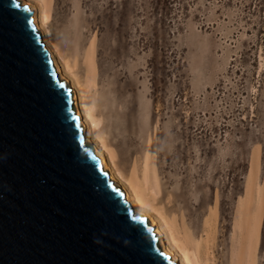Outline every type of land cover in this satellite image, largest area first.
Segmentation results:
<instances>
[{
	"label": "rangeland",
	"instance_id": "obj_1",
	"mask_svg": "<svg viewBox=\"0 0 264 264\" xmlns=\"http://www.w3.org/2000/svg\"><path fill=\"white\" fill-rule=\"evenodd\" d=\"M171 6L174 34L164 52L152 45L150 0H51V18L39 31L66 57L79 44V67L72 71L81 83L91 60L99 86L122 79L128 90L118 110L132 106L133 112L121 122L124 142L107 129L105 156L110 162L114 152L129 179L153 165L159 204L165 209L176 202L166 208L172 224L184 234L188 229L198 247L204 240L198 232L215 225L217 264L230 263L234 228L251 186L260 210L253 264H264V0H173ZM75 27L79 33L72 38L67 31ZM128 135L132 145L125 143ZM94 140L88 144L96 150ZM202 200L187 224L178 220L188 203L194 208Z\"/></svg>",
	"mask_w": 264,
	"mask_h": 264
},
{
	"label": "water",
	"instance_id": "obj_2",
	"mask_svg": "<svg viewBox=\"0 0 264 264\" xmlns=\"http://www.w3.org/2000/svg\"><path fill=\"white\" fill-rule=\"evenodd\" d=\"M17 3L0 0V264H176L85 142L72 88Z\"/></svg>",
	"mask_w": 264,
	"mask_h": 264
},
{
	"label": "bare ground",
	"instance_id": "obj_3",
	"mask_svg": "<svg viewBox=\"0 0 264 264\" xmlns=\"http://www.w3.org/2000/svg\"><path fill=\"white\" fill-rule=\"evenodd\" d=\"M23 4L24 0H17ZM38 5H32L34 11L35 24L40 31H45L46 25L51 18V0H34ZM39 21L41 23H39ZM78 27L67 31V35L76 38L78 35ZM53 59L54 66L60 74L61 79L66 78L68 85L72 88V96L77 107L78 115L80 116L81 126L85 136V142L88 143L92 137L96 148V154L101 160L103 169L109 172L110 179L115 183L118 181V187L122 186L127 202L131 205L136 215L147 218L153 231L159 236L158 245L164 252L170 255L171 260L176 264H217L216 257V229L214 224H209L203 230V234L198 232L199 237L204 235V240L200 241L198 247L190 235V231L186 229L184 234L181 227L170 222L167 215L168 209L175 206L164 207L160 205L161 188L158 183L154 166L146 163L142 170L132 175L129 179L123 171H121L115 163L116 154L113 152L109 160L103 151H108L106 131L111 130L114 137L124 136L126 131H123L121 122L126 121V116L133 112V107L129 106L128 112H120L121 98L128 90L125 83H121V78L114 77L113 79L103 80L101 82L96 76L95 62L91 60L85 68L84 83H81L80 78L72 71L73 68L79 67L78 56L80 53L79 44H74V54L69 57L61 53L58 45L53 39L45 33L42 37ZM58 55L60 62L55 54ZM88 54H84L83 61L87 62ZM135 90L134 88H131ZM125 128V127H124ZM113 130V131H112ZM129 136V135H128ZM88 137V138H87ZM121 139V138H120ZM120 142L122 140H119ZM133 138L125 139V143L133 144ZM141 168V167H140ZM117 184V183H116ZM205 201L202 200L198 205L188 203V212H179L178 220L184 224L188 223L187 215H192L198 211ZM211 213V208L208 209ZM205 210L200 211L202 215ZM206 214V213H205ZM207 215V216H208ZM204 216V215H203ZM202 216V218H203ZM201 218V217H200ZM196 222V221H195ZM260 231V210L253 205L252 188L247 187L244 202L242 205V213L239 221L236 222L229 264H253L255 252L259 241Z\"/></svg>",
	"mask_w": 264,
	"mask_h": 264
},
{
	"label": "trees",
	"instance_id": "obj_4",
	"mask_svg": "<svg viewBox=\"0 0 264 264\" xmlns=\"http://www.w3.org/2000/svg\"><path fill=\"white\" fill-rule=\"evenodd\" d=\"M172 3L173 0H150L151 13L155 19V40L152 45L155 49H161V52L169 47L167 36L171 37L174 34L171 30L174 21L169 13Z\"/></svg>",
	"mask_w": 264,
	"mask_h": 264
},
{
	"label": "snow or ice",
	"instance_id": "obj_5",
	"mask_svg": "<svg viewBox=\"0 0 264 264\" xmlns=\"http://www.w3.org/2000/svg\"><path fill=\"white\" fill-rule=\"evenodd\" d=\"M15 7L18 9H22L24 12H31L32 11V7L28 3H23V4L17 3L15 5ZM17 23L23 28L27 24L35 23V21L29 20L28 17H26V16L18 15L17 16ZM161 255H164V254L161 253Z\"/></svg>",
	"mask_w": 264,
	"mask_h": 264
}]
</instances>
